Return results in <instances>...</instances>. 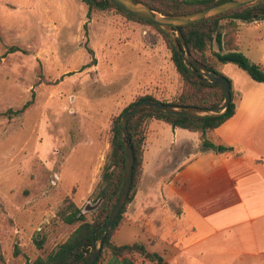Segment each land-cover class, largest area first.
<instances>
[{
	"label": "rangeland",
	"instance_id": "374dc122",
	"mask_svg": "<svg viewBox=\"0 0 264 264\" xmlns=\"http://www.w3.org/2000/svg\"><path fill=\"white\" fill-rule=\"evenodd\" d=\"M241 25L242 53L264 64V21ZM10 47L19 51L7 54ZM220 71L241 89L260 85L234 64ZM182 90L167 40L150 25L115 9L89 16L84 0H0V264L46 259L64 243L79 225L58 216L65 201L89 217L99 208L115 119L141 97L174 102ZM148 130V174L155 156L170 178L185 161L175 156L185 142L167 147L181 139L205 151L195 133L153 120ZM148 236L132 225L112 240L147 243ZM167 243L151 250L163 252ZM130 257L121 263L106 253L101 264H158Z\"/></svg>",
	"mask_w": 264,
	"mask_h": 264
},
{
	"label": "crops",
	"instance_id": "0c3cea01",
	"mask_svg": "<svg viewBox=\"0 0 264 264\" xmlns=\"http://www.w3.org/2000/svg\"><path fill=\"white\" fill-rule=\"evenodd\" d=\"M259 84L241 89L234 83L235 115L208 134L210 140L233 151L193 152L190 139L174 142L167 151L185 142L180 146L185 161L169 179L160 157L154 156L149 174L144 159L141 184L115 236L125 227L141 225L149 242L135 243L154 252L151 247L168 242L167 250L155 252L167 264H264V83ZM195 134L202 147L200 134ZM163 148L160 156L166 152Z\"/></svg>",
	"mask_w": 264,
	"mask_h": 264
},
{
	"label": "trees",
	"instance_id": "16d2710c",
	"mask_svg": "<svg viewBox=\"0 0 264 264\" xmlns=\"http://www.w3.org/2000/svg\"><path fill=\"white\" fill-rule=\"evenodd\" d=\"M138 1L164 15H185L221 4L227 0ZM84 3L88 6L89 16L93 12H105L115 9L130 20L154 27L165 36L168 47L172 53L174 66L183 81L182 93L174 102L159 101L152 96L141 97L137 102L150 99L159 103L182 107L214 108L224 101L225 96L223 89L219 85L206 84L199 77L195 76L193 72L187 68L182 56L176 50L173 41L162 28L124 11L110 0H84ZM258 21H264V1L182 26L180 27V31L188 45L191 57L207 70L215 72L220 77H226L220 71V65L231 63L245 71L254 81L264 83V66L251 62L250 59L240 51L238 45L240 22L252 23ZM214 44L217 45V50L210 53ZM18 51L19 49L17 47H10L7 54H13ZM229 81L231 84L232 102L228 110L220 116L189 117L168 114L153 109H144L130 118L128 133L135 156L133 183L128 201L110 230L103 251L96 264H101L106 253L110 254L111 259L117 258L123 260L131 258L130 256L134 254H140L145 256L149 261L158 264H167L160 254L150 252L148 246L145 244L134 243L119 245L115 240H112L113 236L122 228L128 207L133 202L141 184L144 152L148 138L147 127L151 120L164 122L173 129L179 128L199 133L202 139V147L205 151H213L217 154L233 151L234 149L232 147L218 145L208 138L210 132L222 126L236 113V104L234 103L235 89L233 82L230 79ZM30 104L31 103L28 105ZM26 108L27 106L24 109ZM128 108L115 119L112 125L111 153L105 164L97 195L98 201L101 202L99 208L89 217V211H83L77 207L71 199H67L64 208L60 211L58 216L64 224L70 226L79 224L78 227L69 238L46 259L38 258L34 262L27 264H86L90 259L97 242H100L104 235V230L101 227L107 223L123 188L126 157L121 137V117ZM183 151L184 149L180 147L176 150L175 156H180ZM39 245L41 246L40 243Z\"/></svg>",
	"mask_w": 264,
	"mask_h": 264
},
{
	"label": "water",
	"instance_id": "95a60500",
	"mask_svg": "<svg viewBox=\"0 0 264 264\" xmlns=\"http://www.w3.org/2000/svg\"><path fill=\"white\" fill-rule=\"evenodd\" d=\"M124 11L147 20L164 30V32L173 41L176 50L182 56L187 68L193 72V74L199 77L204 83L209 85H219L224 92V101L220 105L214 108H200V107H182L171 104H163L150 99L134 103L128 108L121 117V137L124 145L126 167H125V179L123 188L121 190L119 199L112 213L110 214L107 223L101 228L104 230V235L99 242V246H95L94 251L90 259L86 264H96L98 261L107 239V236L112 229L115 221L121 214L125 207L133 183L135 156L133 146L128 133V123L130 118L136 113L144 109H153L156 111L173 114L183 115L189 117H215L220 116L228 110L232 102L231 84L227 77H220L215 72L207 70L195 61L190 53L185 38L180 31V27L193 24L211 17L220 15L222 13L253 5L264 0H227L221 4H217L208 7L204 10L197 11L185 15H164L157 10L149 7L148 5L138 0H110Z\"/></svg>",
	"mask_w": 264,
	"mask_h": 264
}]
</instances>
